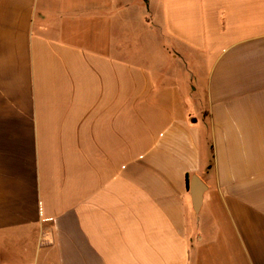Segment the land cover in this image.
I'll list each match as a JSON object with an SVG mask.
<instances>
[{
    "label": "crops",
    "instance_id": "crops-1",
    "mask_svg": "<svg viewBox=\"0 0 264 264\" xmlns=\"http://www.w3.org/2000/svg\"><path fill=\"white\" fill-rule=\"evenodd\" d=\"M0 264H264V0H0Z\"/></svg>",
    "mask_w": 264,
    "mask_h": 264
},
{
    "label": "rangeland",
    "instance_id": "rangeland-1",
    "mask_svg": "<svg viewBox=\"0 0 264 264\" xmlns=\"http://www.w3.org/2000/svg\"><path fill=\"white\" fill-rule=\"evenodd\" d=\"M135 17H136V14L130 20L131 22L130 26L132 29L128 30V38H127L128 53L133 56H136L139 53L142 54L145 51H148L146 40L145 39L142 40L143 31L139 30L138 25H137L139 20H137Z\"/></svg>",
    "mask_w": 264,
    "mask_h": 264
},
{
    "label": "water",
    "instance_id": "water-1",
    "mask_svg": "<svg viewBox=\"0 0 264 264\" xmlns=\"http://www.w3.org/2000/svg\"><path fill=\"white\" fill-rule=\"evenodd\" d=\"M189 189L193 200V206L195 210L198 211L201 206L206 187L198 176H193L189 185Z\"/></svg>",
    "mask_w": 264,
    "mask_h": 264
},
{
    "label": "trees",
    "instance_id": "trees-1",
    "mask_svg": "<svg viewBox=\"0 0 264 264\" xmlns=\"http://www.w3.org/2000/svg\"><path fill=\"white\" fill-rule=\"evenodd\" d=\"M188 188H189V183H188Z\"/></svg>",
    "mask_w": 264,
    "mask_h": 264
}]
</instances>
